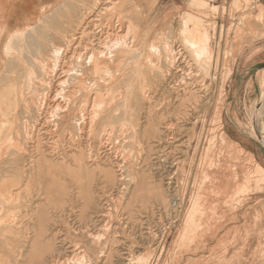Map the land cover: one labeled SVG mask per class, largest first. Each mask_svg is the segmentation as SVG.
Instances as JSON below:
<instances>
[{
    "label": "rangeland",
    "instance_id": "rangeland-1",
    "mask_svg": "<svg viewBox=\"0 0 264 264\" xmlns=\"http://www.w3.org/2000/svg\"><path fill=\"white\" fill-rule=\"evenodd\" d=\"M135 1L117 26L125 34L128 12L142 18L128 34L137 48L101 74L100 117L114 116L106 131L78 136L52 127L29 139L23 130L1 139L6 158L22 143L32 162L24 168L28 178L0 164V264H264V0ZM116 13H97V23L116 24ZM188 13L201 19L198 41L207 32V55L184 44ZM7 14L0 13L1 101V94L12 100L26 89L34 69H48L28 64L38 48L22 40L28 29V37L42 38L34 30L41 16L20 23ZM10 36L23 37L13 50L5 46ZM166 42L181 56L167 83L165 56L151 49ZM63 84L47 97L42 87L33 94L62 111L74 90ZM38 146L52 161L37 154ZM19 183L21 198L10 203L8 190Z\"/></svg>",
    "mask_w": 264,
    "mask_h": 264
},
{
    "label": "bare ground",
    "instance_id": "bare-ground-1",
    "mask_svg": "<svg viewBox=\"0 0 264 264\" xmlns=\"http://www.w3.org/2000/svg\"><path fill=\"white\" fill-rule=\"evenodd\" d=\"M75 1L76 2L78 1L79 3L75 4ZM188 1H190L191 3L194 0H188ZM101 2L102 0H65L61 5H59L55 9V11H53L52 14L50 12L48 15H45L42 18L41 20L42 22H40L41 23L40 29H38V26L35 25L37 28L34 27L35 28L34 30L36 32H38L37 30H39V32L41 33V37H42L41 39H39L37 36H34V35L33 36L37 38L28 37L31 35L30 34L31 30L29 31V29H28L29 33L25 34V38H23L24 32L18 33V34L23 35V37L18 36L19 38L22 37L23 38V39L21 38L22 40L24 39L27 40L25 42V46H29V45L32 46L30 50L33 49L34 47L38 48L36 51L33 50L35 51V53H33V51L31 53L32 56L37 58V60L35 58H34L35 60L33 59L34 62L32 60H29L30 58L29 56L31 55L30 54L28 55L29 58L27 57L28 64L31 63L32 66H35L37 65L38 62L40 64L44 63V66H43L44 70L46 66L48 69L46 71H43L40 69L38 71L37 69H34L30 77L27 76V74H25L23 71L26 77H29L27 78V80L26 78H24L26 89L21 90L19 95L15 94L13 96L15 99L11 100L12 98L11 94H6V95L1 94V98H5L6 100L1 101L0 99V141L1 139H3V137L5 136V134H7L8 131L9 132L15 131L19 135L20 130H23L26 136L24 137V139L26 138L29 139L28 135L31 134L32 132H35L36 130H39L42 128L49 129L52 127L55 130L56 129L59 130L60 128L67 129L69 133L74 134L75 132V134L78 136H81L86 132L92 133L95 131H99L101 128H103L101 129L103 130V133L106 131L105 130L106 124H108L109 119H113L114 116H113V113H111L112 111L111 112L109 111V113H107L106 115H102L100 117L101 112L99 111L100 109L99 107L102 106L103 104L102 94H101L102 90L99 87V83L102 82L101 74H103L104 72H108V73L111 72L113 69V66L116 63H120L126 54L131 53L133 50L137 48V44L134 43V39L129 38L128 34L133 32V23L138 22V21L141 22L142 18H138V16H135L133 12H128V14L126 15L127 20L125 23L126 33L123 34L122 33L123 31L121 30V26H117L120 20L119 19L120 15H122L123 11L127 12L133 7H138L136 1L135 0H124L122 3L111 2V5H108V7H102ZM110 10H113V11L119 10V13H116V18H118V20H116L115 22L116 24L109 25V24L97 23L98 20L96 17H98L99 15H96V14L101 13L102 11L104 13ZM138 14L141 15L142 12ZM200 20L201 19L197 15L188 13L186 18H184V20L182 18V22L183 24H185V26L184 28H182V30L180 29L181 31H183L182 33H184L183 36L187 34L185 36L186 41L184 40L185 41L184 44L187 43L190 49L191 48L194 49V55L196 54L201 55V53L210 52L209 39L206 34L207 32L206 31H205L206 33L204 32L202 41L201 40L198 41L197 37L194 35V33H196L194 31H197V26L199 25ZM187 21L192 22V25H193L192 29H189V27H187L188 26L186 24ZM179 25H180V21H179ZM15 34L13 33V35ZM19 38H12V37L9 38L7 42L8 45H5V46L12 47V49L11 48L10 49L13 50V48L18 47L17 43L19 41H16V40ZM1 40L3 39L0 37V41ZM21 41L19 44L20 47L22 46L21 44L23 43ZM151 45H152L151 49L153 51L154 50L159 51V53H156V54L161 55L163 53L165 56L164 58H165L167 74H165V76L163 75L164 78L162 76L161 77H162V80L165 83H167L169 80V77L172 75L174 70H177V68L180 67V64H179L181 60L180 58L181 56H179L180 51L177 50L178 48L174 47L175 44L169 45L167 42H166V45H164V47L162 46L159 47L156 44H151ZM29 47H27L28 50H29ZM8 49L6 50L8 51ZM38 50H39V55L36 54ZM27 54L25 53V55ZM25 55H24V58H25L24 60L26 61ZM140 55L141 53L138 56ZM134 56L137 58L136 54ZM11 57H14V56H11ZM9 59H10L11 65H13L14 58H9ZM128 63L130 64V61H128ZM206 63L204 64L207 65ZM152 65L154 67L153 63ZM28 71L31 72L32 69L31 70L27 69L25 72L28 73ZM34 72L35 74H33ZM19 75H22V74L20 73ZM11 77H13V79L14 78L17 79V77L19 76L16 77V76L7 75L4 78L9 80ZM66 82L74 84V90L70 92V95L72 97L69 98V100H65L63 110L61 111V108H58L56 110V109H52L46 106V104L51 102V100H49L48 98L44 99V97H47L49 92L52 89L54 90V88L61 87V85H64L63 83H66ZM39 87L40 88L42 87L45 90H47V93L43 98H41L38 95L33 94V92H37ZM10 88H17L16 83H12ZM30 88H32V90L30 91L31 93H28L27 91ZM143 89H145V87H143ZM79 97H84V99L80 101ZM89 99H91L92 100L91 102H93V108L91 109L88 106ZM69 101H71V103ZM1 104H5V106ZM102 109L103 108L101 107V110ZM51 115L56 118L55 121L53 122H52V119L50 120ZM50 122H52L53 124L55 123V126L52 125V123L50 124ZM100 131L98 133H100ZM103 133L100 137V141L102 145L104 143V147H107L108 145L105 144L106 141H104V139L106 138H104ZM108 139L110 138L108 137ZM26 144L27 143H25V145ZM22 145H23L22 143H18L17 148L12 152V157L6 158L7 152L4 151L3 145L0 143V164L1 163L3 165L11 164V166L15 168V170L8 171L11 174V176L15 175L16 171H19V173L22 174L23 177L25 176L26 178H28L29 174L24 168L30 165L32 161L29 162V158L31 157L27 155L26 153L27 147L26 146L24 147ZM74 145H75V142H74ZM36 151L38 155H41V158L47 159L49 157L45 155L39 149V146L38 148H36ZM258 171H260V169ZM7 194H8V201L10 203L18 201L22 195V187L20 183L17 184L15 188H10ZM189 205H191V202ZM193 206L192 208H194ZM188 213H190V211ZM188 213H187V216L191 217L192 214L188 215ZM186 220H187V217H186ZM23 252L24 251H18L17 257L22 256Z\"/></svg>",
    "mask_w": 264,
    "mask_h": 264
},
{
    "label": "crops",
    "instance_id": "crops-1",
    "mask_svg": "<svg viewBox=\"0 0 264 264\" xmlns=\"http://www.w3.org/2000/svg\"><path fill=\"white\" fill-rule=\"evenodd\" d=\"M64 1L65 0H0V13L3 17H6V13L8 12L7 18L15 17L20 23L26 22L27 20L33 21L39 19L44 10L49 8L55 10ZM44 16L45 15H42L41 18ZM1 38L3 39V37ZM255 129L257 134L261 137L259 126Z\"/></svg>",
    "mask_w": 264,
    "mask_h": 264
}]
</instances>
